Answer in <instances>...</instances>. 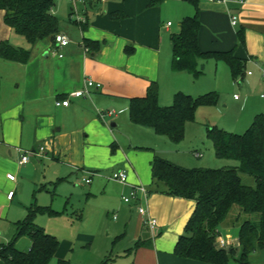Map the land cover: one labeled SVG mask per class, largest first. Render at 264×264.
<instances>
[{
	"label": "crops",
	"instance_id": "obj_1",
	"mask_svg": "<svg viewBox=\"0 0 264 264\" xmlns=\"http://www.w3.org/2000/svg\"><path fill=\"white\" fill-rule=\"evenodd\" d=\"M152 1L109 4L108 0H91L82 8L85 22L72 17L69 2L56 4L54 14L61 21L59 33L70 39L65 48H60L51 37L29 44L5 24V12L0 11V44L6 41L13 47L30 50L26 64L0 57V223L6 224L2 227H6L12 238L17 231L16 224L26 218L22 217L30 208L20 204L19 211L13 210L14 189L22 191L26 182L35 189L40 185L55 188L73 180L85 184L83 178L94 173L92 182L87 184L91 186L90 194L99 193L109 198L111 184L120 185L122 193H129L137 186H146L150 192L148 185L152 182L154 158L171 161L154 148H151L153 157L146 163L138 159L139 150L150 147L136 137L159 135L152 129L133 124L129 117L130 99L145 96L152 82L158 84L162 106L173 102L165 100V91L170 90L172 97L184 92L178 87L175 75L181 73L171 70L172 57L165 51L164 35L171 34L174 24L168 22L171 25L167 23L166 28L158 25L154 5H149ZM58 6L63 11L66 7L65 18L58 14ZM198 7L199 46L203 52L234 50L236 57L247 61L246 70L248 66L264 69V0H237L229 4L199 0ZM175 10L179 21L196 13L187 0H179ZM232 15L237 19L235 26ZM240 30L244 33L243 43L238 39ZM208 62H199L203 72ZM87 80L100 83L102 87L93 89L86 97L72 98L68 107L55 105L56 100H64L70 93L83 89ZM40 148L45 149L44 153H38ZM21 150L35 153L25 165L20 164ZM197 154L202 156L200 150L195 151ZM120 170L127 173L126 184L109 179L112 172ZM42 171L45 175L39 176ZM9 174L15 175V181L8 179ZM11 191L14 196L9 199ZM169 200L179 210V220L187 217L185 222L188 221L196 202L190 200L193 208L188 214V210L180 209V206L185 207L186 200L178 197ZM141 203L152 217L149 197ZM128 210L130 216L126 210L123 214L126 227L131 231L130 236L125 233L126 247H131L138 232L141 239L145 231L151 230L134 202ZM2 234L0 229V245L4 244ZM145 238L149 239V235ZM234 245L240 247L239 237ZM30 247L31 241L24 251ZM0 264L7 263L0 257Z\"/></svg>",
	"mask_w": 264,
	"mask_h": 264
},
{
	"label": "trees",
	"instance_id": "obj_2",
	"mask_svg": "<svg viewBox=\"0 0 264 264\" xmlns=\"http://www.w3.org/2000/svg\"><path fill=\"white\" fill-rule=\"evenodd\" d=\"M158 1L161 0H154L149 5ZM187 2L196 8V13L184 18L180 32L171 36L172 71L199 78L204 73L198 68L199 62L213 59L225 62L233 80L241 84L247 61L236 57L234 50L203 52L199 46V0ZM54 8L53 0H0L5 24L31 45L49 37L55 40L59 34L61 21L54 14ZM238 39L240 43L244 42L242 30L238 31ZM0 57L26 64L30 50L13 47L5 41L0 44ZM219 97L215 91L199 97L177 92L172 105L162 106L158 84L152 82L145 96L130 99L129 117L133 124L152 129L157 135L179 144L185 137L186 124L195 121L197 110L217 105ZM207 138L213 144L217 159L235 161L238 165L218 169L185 168L158 156L152 163L154 191L196 202L184 233L176 243L175 256L207 264H228L232 259L238 264H251L250 256L264 248V113L255 116L244 134L213 126L208 128ZM243 176L251 177L253 184H246ZM234 206L240 210L236 221L240 247L219 248V229ZM38 213L53 215L55 212L49 207L32 205L29 208L26 218L16 224L17 231L12 240L0 245V257L7 264H50L56 256L60 242L34 222ZM242 215H245L244 219ZM254 215L258 218L254 219ZM21 237L30 239L28 251L17 248ZM151 246L152 240L147 238L139 239L136 244V248ZM58 264L67 262L60 260Z\"/></svg>",
	"mask_w": 264,
	"mask_h": 264
},
{
	"label": "rangeland",
	"instance_id": "obj_3",
	"mask_svg": "<svg viewBox=\"0 0 264 264\" xmlns=\"http://www.w3.org/2000/svg\"><path fill=\"white\" fill-rule=\"evenodd\" d=\"M108 1L111 4L125 3L128 0ZM178 2L179 0H161L152 8L156 10L158 25L161 24L162 27L164 26L163 28H166L168 22L174 24L171 34L180 32L182 20L179 21L175 10V4ZM131 3L134 4V0H131ZM61 8L57 7L58 14L65 18L67 16L66 7L64 11ZM193 8L196 10L194 6ZM171 34L165 33L164 35L165 51L169 58L172 57ZM208 61L205 65V75L199 78H195L190 73L175 75H177L180 90L190 93L194 97H199L205 92H217L220 95L217 105L204 106L197 110L195 115L197 123L188 122L186 124L185 137L179 144H174L165 137L155 135L136 137L144 142L145 146L150 147V149L139 150V160L144 163L148 161V158L150 160L153 157L151 148H154L167 159L185 168L218 169L238 165L235 161L217 160L213 144L207 139V130L216 126L234 134H244L250 128L255 116L264 113V69L248 66L243 82L238 84L233 80L225 62L218 61V65H216L215 60ZM198 68H202L201 64ZM248 72H251L252 75H249ZM165 100L172 102L173 97L170 90L165 91ZM136 138L134 139L136 140ZM142 139L145 140L142 141ZM133 149L135 148L133 147ZM196 150L202 152L201 158L195 155ZM38 175H45V173L42 171ZM150 175H152V170ZM17 177L21 178L20 175ZM243 178L246 184H253L251 177L243 176ZM148 187L151 190L148 197L151 201L152 217L158 221L157 228L153 232L145 231L142 234V239L149 235V239L152 240L150 249L136 248L139 232L134 238L136 242L131 247H126L125 233L130 236L131 231L129 227H126L123 210H126L128 216L131 214L128 210L130 203L124 202L123 197H129L131 192L122 193L120 185H109V198H107L99 193L91 195L90 185L81 184L75 180L55 188L53 186L42 188L40 185L36 189L33 184L26 182L22 191L14 189L16 196L13 210L19 211L20 204H23L25 208L36 205L53 209L55 212L53 215L38 213L34 219L36 224L54 235L60 242L57 254L50 264H58L60 260L66 261L67 264H207L175 256L177 240L184 233L189 220L185 222L187 217L184 221L179 220L177 215L179 210L176 206L174 208L172 200H169L173 199V196L162 195L160 192L154 191L152 182ZM54 190H56V194H53ZM157 195H160V198H157ZM184 200L187 201L185 207L180 206L181 208H179L182 211L188 210L189 214L193 204L188 199ZM239 212V207L234 206L220 227L222 237L229 242L228 250L236 248L234 244L238 239V223L236 221ZM158 213H163V215L160 216ZM27 215L28 212L22 218ZM244 216H241L242 219ZM253 217L257 219L258 215ZM2 226H6V224L0 223V229L3 232L2 242L6 244L12 240L13 235L7 232L6 227ZM29 243L30 240L27 237H21L16 246L19 250L24 251L29 248ZM165 260H169V262H165ZM250 260L251 264H264V248L257 249L250 256ZM228 264L238 263L232 259Z\"/></svg>",
	"mask_w": 264,
	"mask_h": 264
},
{
	"label": "built area",
	"instance_id": "obj_4",
	"mask_svg": "<svg viewBox=\"0 0 264 264\" xmlns=\"http://www.w3.org/2000/svg\"><path fill=\"white\" fill-rule=\"evenodd\" d=\"M56 4H59L61 2H69L70 7H71V13H72V17L75 18L77 21L80 22H85L86 21V17L83 13L82 8L86 6V4L91 1V0H53ZM102 2H105L106 0H100ZM210 1H214V0H210ZM221 3L224 4H229V3H236L237 0H218ZM168 25L170 26L171 23H168ZM232 25H237V19L234 15H232ZM55 42L57 43V45H59L60 48H65L67 46H69L70 44V39L64 35V34H57L55 37ZM62 57V55H61ZM264 72V71H263ZM249 75H251V72H248ZM102 87V85L100 83H96L93 80H87L85 82V85L83 87V89L74 91L72 93H70L68 95V97L64 100H56L55 105L57 107L63 106V107H68L71 103V99L72 98H81V97H86L88 95H90L91 91L93 89H100ZM112 114V113H110ZM45 149L44 148H40L38 153H44ZM21 158H20V164L21 165H25L27 163H29L30 158L32 155H34L35 153L32 151H23L21 150ZM200 154H197V157H200ZM89 175L85 178H83V181L85 184H90L92 182V179L94 177V173H88ZM8 179L15 181L16 177L13 174H9ZM127 173L125 171H114L111 173L109 179L120 182L122 184H126L127 183ZM148 190L146 187L144 186H137L134 187L131 191V195L129 197H123L124 202L126 203H135L136 209L138 211V213L140 215H142L144 217V223L150 228L151 231H153L156 226L158 225V222L155 218H152L149 213L148 210L145 206L142 205V201L146 200L148 197ZM14 196V191H11L8 195L9 199H12ZM114 219H116V217H114ZM228 241L225 240L222 235L220 233H218V237H217V245L219 248H228Z\"/></svg>",
	"mask_w": 264,
	"mask_h": 264
}]
</instances>
